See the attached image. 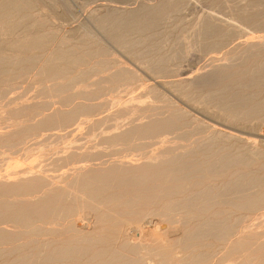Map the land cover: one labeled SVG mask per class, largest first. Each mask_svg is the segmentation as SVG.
<instances>
[{"label":"rangeland","instance_id":"1","mask_svg":"<svg viewBox=\"0 0 264 264\" xmlns=\"http://www.w3.org/2000/svg\"><path fill=\"white\" fill-rule=\"evenodd\" d=\"M27 1L30 2L29 6L32 7V8L30 7L32 15H34V17L37 16V17H39L45 21L43 29H45V31L49 30V32L52 31L51 32L52 33V39L50 38V41L47 43V46L44 49L45 51L43 50V53L38 54V57H37L38 60H36L37 64H40V62L43 63L44 59L48 55L49 51L54 46L59 44V42L66 41L64 43V45L73 46L74 48L77 47V49H79L80 51H81V49L85 50V48L83 46H86V44L89 45V43L91 45L90 46L91 49L103 47L106 51L105 58H107V57L109 58V59L107 58V60H109V63H108L109 65L107 67H109V68H107L103 72L99 73V71H95V70L92 72V70H90L89 66H77V67H75L74 71H75V73H77V75H79L80 78L76 77V79L74 78V80L71 82L72 84H70L69 93L73 94V98H72L73 102H76L78 100L77 97L79 96V93H88V91H89V92H91V94H94L93 95L94 97H92V100H91V102L94 105V110H92L93 112L91 111L89 113L78 114L73 119V121H71L70 123H68L64 126H61L59 128H54V129L44 128L43 130L39 129L36 131L35 130L31 131L29 134H27L26 139L23 138V141L24 140L25 141L24 142L22 141L20 146L16 149L18 151L15 150L16 151L15 152L14 150H7L6 149V150H2L5 153L4 152L0 153V164H1L0 165V181H1L0 184L4 186L5 183H8L7 185H5V186H7V188L4 186L6 189L10 188V185H12V183H13L12 180H14V179L16 181V182L14 181V183L21 184V183L27 182L25 180H29L31 178V174L20 172L21 170L25 169L26 165L29 166V164L31 163V165L34 164V166L36 168L45 167V169H47V173L50 172V173H53L55 175V177H53V179L56 180L58 183L56 185V182H55V184L52 185L54 187V190L49 189L51 187H49L48 189L36 187L34 189L35 191L25 192V194H23V191H20L21 194H19L18 193L19 190H14V191L12 190V191H9L8 193L4 192L3 189H1V187H3V186H1L0 187V200L4 199V198H6V199L8 198L7 200L9 202H18V201H21V202L27 201L29 203L38 202V200L40 201V199H42V197H44V196L47 198H49L51 196L53 197L55 190H57V188L59 186V183L61 182L60 183L61 186L62 185L64 186V183L67 181H68L67 183H69V180H71L73 178V175L76 172H78V173L79 172H82V173H88L89 172L90 174L93 175V174L99 173L103 170H108V169L114 170L113 167H119V166H120V168L121 167L127 168L130 166L140 168L144 164H150V163L152 164V163L156 162L157 159L153 160V159L149 158L150 156H152L154 154H159V156L164 158L166 156L179 155V152H180V154H182V153L187 152V151H192V150L195 151V147L199 146L198 148H200V145L202 146L203 142H204L203 146H205V143L207 142V140L211 137H214V135H215L214 141L215 142L219 141L218 143H215L214 141H212L211 148H207L209 151H207V149H205V147L202 146V150H198L196 152V155H195V153H194V155H192V157H194V158L196 157V159H198L197 161H199L198 163L200 165H203L205 159H206V161H208V160H211V159L217 157L221 152L224 153V150H226L225 153H227V155H229V156L235 155L239 151L241 153L243 152V153H245V155L248 156L249 159H247L244 162V163H247V165L246 164H235L234 165L233 163H231V165L225 166V169H223L224 167L221 166L220 164L214 165V167L212 168L213 173L211 172L210 175H208V174L204 175L203 176L204 178L200 177L199 180L202 183H205V182L208 183L209 187H211L213 190H216V192L217 191L220 192L219 189L223 190V188H224V184H225L224 181H227L228 179H230V177L234 176V175H232L233 172L241 171V169H242L243 170L242 172H247L248 176L252 177V179L257 180V178L258 179L261 178L260 179L261 181L259 180L260 181L259 183H260V185L262 183H263L262 185H264V182H263L264 181V152H262V151H264L263 150V148H264L263 147L264 146V107H263V105H264V96H263L264 95V70H261L260 73L256 74L258 76L257 77L258 78V81H257L258 84L257 83H255L256 85L253 84L255 86H253L250 82H247V77H245V75L243 74V70L248 68L250 61L252 62V60H254V59L255 60L264 59V45H263L264 44V27H263L264 26V0H241V1L240 0H232V1L231 0H212V1L211 0L210 1L209 0H205V1L204 0H193V1L189 0L191 3L187 4V5L185 4L184 0H174V1L173 0H27ZM166 1L176 3L178 8H179L178 11H174L173 10L174 8H172L171 10L164 11V9L161 7V5ZM155 4L158 6H156ZM153 8H154V10H153ZM233 8H235V9H233ZM256 8H257V11H256ZM124 10H125V12H124ZM151 10L153 12L157 13L154 24L152 25V27L150 29L145 30V33L143 31L142 32L138 31L139 32L138 33L137 30L129 31L128 33L126 32L127 38L129 39V41L131 39H132L131 40L132 42L134 41L133 43L131 42V44L129 43L128 47L126 46V47L122 48L121 45H117L114 42V40L111 36L113 32L108 31L109 30V28H108L109 24L107 21L103 22V24L98 23V21H97V18L102 13L105 12L106 13L105 15H107L109 13H115L117 15H125L126 13L127 14L131 13V17L134 19V21L137 22V21L141 20V16H143L147 12L150 13ZM160 10H162V12ZM242 10H244L248 15H250L249 20H247V18L243 19L244 16L240 15L241 13H239V12ZM158 11H160V12H158ZM204 11H209V12L213 11V13L215 11L214 14H218V16L220 18H223V19L227 18V20L230 19L232 22L235 20L234 23H236L239 27L241 26L242 32L240 33V31H233L231 33L232 35L230 34L227 38L223 39L221 37L219 40H223L221 42L223 44H221V45L217 44L218 47H215L216 49L211 48L212 41H216L217 39H215L216 38L215 32L211 33V31H204L206 33V34H204L203 31H201L202 30L201 27L203 25H202L201 21H200L201 23H199V18L201 16L202 12H204ZM39 12H40V14H39ZM153 12H151V14H153ZM253 12H255V13H253ZM251 15L252 16L255 15V16L252 18ZM199 26H200L201 30L199 29ZM242 26H244V27H242ZM245 28H246V30H245ZM189 29H191V30H189ZM253 30L256 32H254ZM20 31H21V29L18 30V32H20ZM146 31H148V32H146ZM151 31H152V33H151ZM108 35H110V36H108ZM144 36H146V37H144ZM230 36H232V37H230ZM239 38H241V39H239ZM208 39H211V40H208ZM207 42H209V43H207ZM210 42H211V44H210ZM253 42H255V43H253ZM259 42H261V43L259 44ZM239 43H241V44H239ZM249 43L251 45H249ZM252 43L254 44V47H252L253 46ZM206 44H207V46H206ZM235 44H237V45H235ZM244 44H247V45H245L246 48L244 46H242ZM208 45H210V46H208ZM50 46H51V48H50ZM256 46H259V47H256ZM242 47L244 49L248 48L247 50L252 51L254 54H251L249 56V58H247V60L244 62H239V61L237 62V60L241 61L242 55L239 57L238 54H240V53H238V51H236V50H240L239 48H242ZM262 47H263V49H262ZM243 48L240 51L244 50ZM250 48H251V50H250ZM255 48H257L258 52L261 51L262 53L261 52H260V54L257 53ZM0 49H1L0 53L3 55H6V56H12L13 55L12 51L6 46H4V47L2 46ZM253 49H255V51ZM212 50H214V51H212ZM31 53L34 55L33 51H30V54ZM255 53H257V55ZM45 54H47V55H45ZM262 55H263V57H262ZM237 57H239V58H237ZM141 58H142V60H141ZM112 63L113 64L117 63V64H114L110 68V65H112ZM218 63H219V65H218ZM227 63H228V65H227ZM231 63H232V65H231ZM145 65H146V68H145ZM214 65H217V66H214ZM229 65L234 66V67H229ZM125 66H126V68H125ZM222 66H223V68H222ZM224 66H226V68ZM116 67H124L128 71L130 70L129 72L134 74L133 75L134 77H132V79H130V81L121 77L117 81L118 84L117 83L116 84H110L108 82L106 76L108 74H110L111 71L113 72V70H115ZM213 67L214 68L217 67L219 69V71H222V69H224V70L222 72H219L217 70V68L214 69ZM227 67H229V68H227ZM80 68H82V69H80ZM86 68H88V69H86ZM77 69H78V71H77ZM236 69H238V70H236ZM86 70L88 73L86 72ZM181 70L186 71V73L180 74L179 72ZM214 70H215V72H214ZM235 71H236V73H234ZM34 73H35V69H29L24 73V76L17 77L14 80H12L13 81V82L11 81L13 83L12 85H14L12 90H11L12 92H8L6 94V96L0 100L2 103V100H4V98H6V97L12 99L10 101V103H8V104H3V105L0 104V125H1L0 126L1 127L0 128V137H2V139L0 138V140L10 138V141H11L14 138L12 140V142H14L19 137H21L20 136L21 133L19 132L20 130H18L19 127H21L25 122L32 123V122L36 121L35 118L41 117V109L40 108H45L46 110H48V109L52 110L55 107H64V105L57 103L58 99L54 95L50 94L47 91V89H45L42 86V84L38 82V80L36 79L37 75ZM84 73H86V74H84ZM217 73L219 74L218 76H217ZM159 74H160V76H159ZM224 74H227L229 76L224 75ZM220 75H221L222 79L220 78ZM199 76H201V78ZM212 76H214V77H212ZM29 77H31V78H29ZM202 77H203V80H202ZM234 77H236V78H234ZM137 78H138V81H137ZM189 78H190V80H189ZM209 78H211V79L209 80ZM230 78H231V80H230ZM232 78H234V80ZM35 80H37V81H35ZM172 81H173V83H172ZM260 81H261V83H260ZM129 82H131V83H129ZM136 82H138V83H136ZM171 83H172V85H171ZM15 86H16V88H15ZM110 86H111V89H109ZM112 86L114 89L112 88ZM224 86H225V88H224ZM16 89H18V90H16ZM126 89H127V91H126ZM116 90H118V91H116ZM122 90H123V92H122ZM183 91L184 92L186 91V92L183 93ZM13 92H15L16 94L13 95ZM115 92H117V94ZM18 93L20 95H18ZM103 93H105V94H103ZM131 93H133V94L130 96ZM150 93L151 94L153 93V94L151 95ZM237 93H238V95H237ZM240 93L242 94V96ZM77 94H78V96L76 97ZM183 94H185V96L187 94V96L182 97ZM245 94H247V95L244 96L245 97L244 98L243 95H245ZM239 95H240V97H239ZM251 95H252V97H251ZM22 96H23V98H22ZM153 96H154V99H153ZM247 96L249 97V100H248ZM19 97H20V99H19ZM95 97H97V98H95ZM235 98H236V100H235ZM239 98H240V100H239ZM149 99H152V100H149ZM157 99L160 101H158ZM260 99H262V101H260ZM153 100L154 101L156 100V101L154 102ZM246 100H248V101H246ZM256 100L260 101V103L259 102L255 103L254 101H256ZM151 101H153V102H151ZM232 101H233V103H232ZM251 101H252V103H251ZM230 103H232V104L230 105ZM241 104H243V105H241ZM163 105H164V107H163ZM243 106H246V107H243ZM248 106H249V108H248ZM250 106L254 107V109L251 112H250V108H251ZM214 107H216V108H214ZM25 108L28 109V110L26 109L27 112L22 113ZM164 108L166 110H164ZM173 108H175V110ZM246 108H248L247 111H246ZM119 109H122V110L124 109V110L121 111ZM167 109H168V112H167ZM225 109H226V112L223 111ZM236 109H237V112L235 113ZM182 110H184V111H182ZM30 111H34L36 113L32 114ZM160 111H162V112H160ZM177 111H180L183 114H186L187 118H196V120L198 122L201 121V123H203V124L199 123L200 126L198 125V128H193L194 124H190L184 128L181 127L179 129H173L170 131L168 130L164 133L162 132L163 134L161 133L163 137L160 135H158L157 138L153 137V136L142 135L137 139H133V141L136 143V145L139 143V145L137 147H135L136 149L132 148V149L128 150V148L126 146H124L122 142L118 141L119 143H117V142L113 141L112 137L115 134L118 135L120 133H123L124 131L127 130V128L130 127L131 124H137V126H139V125L143 126L146 124V122L153 120L152 118L165 117V116L169 115L170 113L173 114ZM256 112H258V113H256ZM44 113L45 112H42V116L44 115ZM93 113H94V115H93ZM153 113H154V115H153ZM158 113H159V115H158ZM29 114H30V116H29ZM128 114L130 117L128 116ZM227 116H228V118H227ZM126 117H127V119H126ZM259 118H260V120H259ZM93 119L94 120L96 119V121H94ZM99 119H102V120H99ZM20 120H21V122H20ZM226 121H228V123ZM79 123L80 124L82 123V124L80 125ZM204 124H205V126H204ZM197 129H199V130H197ZM214 129H217V131ZM15 130L18 132H16ZM188 131H190V132L188 133ZM5 132L6 133L9 132L7 134L8 138H6L7 135ZM211 133H212V135H211ZM228 133H231L234 136L229 137L231 139L227 138V136L225 137V135ZM31 134H34V135H31ZM185 134H186V136H184ZM216 134L218 136H219V134L220 135L222 134V137H224L225 139L222 138L223 139L222 140L221 136H219V138H218V136ZM3 137H5V138H3ZM160 137H162V138L159 139ZM235 137H237V138H235ZM243 137L245 138L246 141L245 140L243 141V139H244ZM239 138H241L242 140ZM236 139H238V140H236ZM230 141H233V142H231V144H230ZM223 142H224V144H223ZM197 143H200V144L197 145ZM237 143L240 146H238ZM248 143H250V144L246 145ZM256 143L258 146H256ZM241 144H242V146H241ZM220 145L222 146V149H220L221 148ZM235 146H238V147H235ZM247 146L250 148H247ZM253 146H256V148L258 147L257 151H259V152H257V153L253 152L256 149V148H253ZM214 148H215V151H213ZM245 148H247V149H245ZM248 149H251V150H248ZM185 150H187V151H185ZM199 151H204V152H199ZM231 151H233L234 153ZM210 152L213 153V155L209 154ZM215 153H217V154H215ZM250 153H251V155H250ZM7 154H8V156H7ZM260 154L262 156H260ZM209 156L211 158H209ZM68 157H71L73 159V161H71V163H70V166L74 167V169L72 168L70 170V172L72 171L70 174L68 173L66 175L60 176L59 174L65 169V167L61 168V167L55 166V164L52 167L51 162L54 159H60L61 160V158H63V160L64 159L68 160ZM252 157H254V158H252ZM207 158H208V160H207ZM250 159H252V160H250ZM37 161H38V163H37ZM39 161H41V162H39ZM248 161H249V163H248ZM244 165H246V166H244ZM35 167H33L32 169H34ZM29 170H30V167L26 168L24 170V172L29 171ZM224 170H225V172L223 173ZM17 171L20 172V174ZM248 171L251 173H249ZM15 173L16 174L18 173L19 175L18 174L15 175ZM4 176H5V178H4ZM211 176H213V178ZM259 176H261V177H259ZM63 177H64V179H63ZM253 177H255V178H253ZM156 182L157 181L149 182V186L150 187L154 186L156 184ZM223 182H224V184H223ZM157 184H158V187L163 185V183H161L160 181H158ZM252 184L255 186H253ZM250 186H252V188ZM256 186L258 188H256ZM191 188H193V187L189 184V186L186 187L184 194H188L189 191L191 190ZM247 189L249 190V192L251 191L252 193L251 192L249 193ZM114 190H115V187L111 188L110 192H114ZM259 190H260L259 186L257 185V183L255 184V181H254L253 183H249L246 185V190H245L246 192L243 191L241 193H236V194L234 193L236 196L231 194V192H226L225 197L230 196L228 198L226 197L225 200H227V201L220 200V202L222 201L220 203L219 201L214 200V201H212L213 203L212 202L209 203V205H208L209 211H212V210H216L217 212L219 211L218 214L213 216L216 219H218V217H219V222L218 221L217 222L221 223L220 225H222V224L224 225V223L228 224L229 227L226 229V231L224 233L220 234L221 236L219 234L218 235L216 234V236H213V237H215V239L212 236L211 237L207 236L208 237L207 238L206 236H203V235L198 236V239L193 238L191 241H189L187 243L188 245H186V248H188V246H189L188 249L183 247V249L185 248L184 252H183V249L178 248L180 252H177V255H179V256H177V258H179V257L181 258V256H183L182 258H184V260L187 261V262L184 261L186 264L187 263L188 264H196L194 262L188 261V259H191V255L197 254L196 251L199 253V250H200V253L202 255H204L203 257L206 259L208 258L207 260H204L202 262V264H214V263L215 264H217V263L221 264L223 262L224 263L226 262L225 264H250V263L251 264H264V251H262V249L264 250V239H263L264 238V207H263L264 202L255 204L252 208H249V209L237 208V207L232 206V203L239 202L240 199L242 200V198L245 195H254V194L258 193ZM40 192H42L44 194L42 195V193H40ZM17 193H18V195H15ZM151 193L153 196H156L157 198H158L159 194H162V192L160 191L159 188L152 189ZM247 193H249V194H247ZM22 194H23V196H22ZM7 195H11L12 197L9 196L10 197L9 198ZM242 195H244V196H242ZM170 197H172V198H170ZM19 198H21V199H19ZM157 198H153L152 200H149L148 202L152 203L155 206L160 205V203H162V201L157 200ZM180 198H181L180 194L179 195L172 194V195H169L168 198L166 197L164 200H166V199L179 200ZM236 198L237 199L240 198V199L237 200ZM105 204H107V203H105ZM110 205H111V207H113V210L115 209L114 211L123 210V209H119V207L115 208V206H112V203H110ZM108 206H109V203L104 208H109ZM79 207H80V209H82L81 205ZM148 207H149L148 205H142L140 208L146 209ZM256 209H257V211H256ZM84 210H85V208H84ZM194 211L195 210H191V211L190 210H184L183 211L180 208L175 209L176 215L174 218H175V220L178 219L177 221L179 223H178L177 227L179 228V230H178L179 233H182L184 230L190 231L192 229V226L201 220L202 215H200L196 211L195 212ZM206 213L207 212H204V215ZM228 213H229V215H228ZM156 217L159 218V216H155L154 219H157ZM179 217H181L180 221H179ZM182 217H185V218H182ZM190 217H191V219H190ZM1 218H0V228L10 229L12 231L14 228L12 223L8 222V221L5 222L4 217H1ZM181 219H183L184 224H183ZM184 219L186 220V222L184 221ZM220 220H221V222H220ZM232 220H234L233 223L231 222ZM160 222L161 221L159 220V223ZM180 222H181L182 226H181ZM91 225L89 227H85L84 230H86V231L89 230L88 232H90V230L93 231L97 228H100V225L95 224V226H94V224H93L92 227H91ZM183 226L185 229H182ZM230 231H232V232H230ZM252 233H253V235H252ZM150 234L152 235V233H150ZM201 236H203L204 238ZM218 236H220L219 239H218ZM226 236H228V237H226ZM242 236H244V238ZM259 236H260V239H259ZM31 237H33V236H29V235L27 236V239H30V241L32 239V242L29 241L30 244L27 245L28 248H30V249L38 248L39 249V247H41V245L36 241V239H39L40 237L36 236L34 239ZM48 237H47V235L45 236V238H48ZM254 237L256 239L258 238L259 240L253 239V240H255V241H253L255 243L253 246V242H252L251 238H254ZM19 239H20L19 240L20 242H22L24 240L22 238V236H20ZM210 240H212V241H210ZM208 243H210L211 246L210 245L208 246ZM231 243L234 246V247L232 246V248H230L232 245ZM229 244H230V246H229ZM205 245H207V246H205ZM195 248H196V250H195ZM243 248L245 249V254L242 253V251L244 252ZM253 248H255V249L253 250ZM41 249L42 248H40L39 250H41ZM227 249H229L231 251L229 256L226 255V253L228 251ZM204 250H206V251H204ZM239 251H240L241 255H243V254L244 255L241 256ZM186 252H187V254H186ZM206 253H207V255H206ZM223 253H224V256H222V258L219 255H217V254L222 255ZM246 253H248V254L250 253L251 255L247 254L248 255V257H247ZM213 254L215 256H212ZM231 255H233V257L236 256L234 259H236L240 255L239 257L241 259L239 258V259H236L234 261ZM207 256H209V257L211 256V257L209 258ZM244 256H246L247 259ZM249 256H250V258H249ZM230 257L232 258V260L231 259L228 260V258H230ZM3 258H5V257H3ZM3 258H2V256H0V262L3 261ZM10 258L11 257L8 256L7 259H10ZM211 258H212V260H211ZM242 258H244V260H242ZM215 259H217L216 261H218V262H216ZM218 259L221 261V263H219ZM223 260H225V261H223ZM206 261H207V263H206ZM239 261H241V262H239ZM34 262H32V264L37 263V261H34ZM151 264H153V263H151Z\"/></svg>","mask_w":264,"mask_h":264},{"label":"bare ground","instance_id":"2","mask_svg":"<svg viewBox=\"0 0 264 264\" xmlns=\"http://www.w3.org/2000/svg\"><path fill=\"white\" fill-rule=\"evenodd\" d=\"M166 2H164L161 5V7L164 9V11L171 10L172 8H174L173 9L174 11H178L179 8H178L176 3H172V2H167L166 3ZM184 2H185L186 5L191 3L189 0H186V1L184 0ZM29 5H30V2H28L27 0H0V48L2 46L3 47L6 46L13 53L12 56H6V55H3V54L0 53V100L3 97H5L8 92H12L11 90H12V88L14 86V85H12L13 84L12 80H14L17 77L24 76V73L27 70H29V69H35V73L34 74L37 75L36 79L38 80V82L41 83L42 86L45 89H47V91L50 94L54 95L58 99L57 103L64 105V107H55L52 110H50L48 108H47L48 110H46L45 108H40L41 109V117L35 118L36 121H34L32 123L24 121L25 123L21 127H19L18 130H20L19 132L21 134L20 133L19 134H20L21 137L18 136L19 138L16 141H14V142H12V140L14 138L11 141H10V138L9 139L0 140V153L4 152L2 150H6V149L15 151L20 146V144L22 143L23 138L26 139L27 134H29L31 131H34V130L36 131V130H39V129L43 130L44 128H50V129L59 128L61 126H64V125L70 123L71 121H73V119L78 114L89 113L92 110H94V105L91 102L92 97H94L93 96L94 94H91V92H89V91H88V93H79V96L77 94L76 97L78 96L77 97L78 100L76 102H73V100H72L73 94L69 93L70 84H72L71 82L74 80V78L76 79V77H79V75H77V73H75V71H74L75 67H77V66H89L90 70H92V72L95 70V71H99V73L103 72L105 69L109 68V67H107L109 65L108 64L109 60H107L108 57L105 58L106 51H105V49L103 47L91 49L90 48L91 45L89 43V45L86 44V46H83L85 48V50L81 49V51H80L79 49H77V47L74 48L73 46L64 45V43L66 41L59 42V44L54 46L49 51L48 55L45 54L47 56L44 59V62L43 63L40 62V64H37L36 60H38V58H37L38 54L43 53V50L46 48L47 43L50 41V38L52 39V33H51L52 31L49 32V30L45 31V29H43L45 21L42 20L41 18L37 17V16L34 17V15H32V13H31V9H30L31 6H29ZM156 6H158V5H156ZM233 9H235V8H233ZM153 10H154V8H153ZM162 10H160V11L162 12ZM160 11H158V12H160ZM256 11H257V8H256ZM124 12H125V10H124ZM151 12H153V11L151 10ZM151 12L150 13L149 12L145 13L143 16H141V20L137 21V22L134 21V19L131 17V13H128V14L126 13L125 15H117L115 13H109V14L105 15L106 13L104 12L97 18V21H98V23H102V24L105 21L108 22V24H109L108 25L109 26L108 27L109 28L108 31H112L113 32L111 36H112L114 42L117 45H121V47L123 48V47H126V46L128 47V44L129 43L131 44V42H132L131 41L132 39L129 41V39L127 38V33L129 31L137 30V32L138 31H140V32L143 31L145 33V30L150 29L152 27V25L155 22L157 13L153 12V14H151ZM214 13H215V11H214ZM214 13H213V11L212 12H209V11L202 12V14H201V16L199 18V23L202 22L203 26L201 27L202 30L200 29V26H199V29L201 31H203L204 34H206L204 31H211V33L215 32V34H216V38L215 39H217V40L216 41H212V44L210 42V44H211V48L216 49L215 47H218V45L223 44V43H221L223 40H219L221 37L223 39H225L233 31H240V33H241L242 32V28H241V26L239 27L236 23H234L235 20L232 22L230 19L227 20V18H225V19L220 18L218 16V14H214ZM239 13H241L240 15L244 16L243 19L247 18V20H249L250 15H248L244 10L240 11ZM253 13H255V12H253ZM39 14H40V12H39ZM254 16H252V18ZM242 27H244V26H242ZM20 29H21V31L18 32V30H20ZM189 30H191V29H189ZM245 30H246V28H245ZM146 32H148V31H146ZM254 32H256V31H254ZM151 33H152V31H151ZM108 36H110V35H108ZM144 37H146V36H144ZM230 37H232V36H230ZM239 39H241V38H239ZM208 40H211V39H208ZM207 43H209V42H207ZM253 43H255V42H253ZM253 43H252V45H253L252 47H254ZM260 43L261 42H259V44ZM239 44H241V43H239ZM235 45H237V44H235ZM245 45H247V44H244L242 46H244L246 48ZM249 45H251V44L249 43ZM206 46H207V44H206ZM208 46H210V45H208ZM256 47H259V46H256ZM50 48H51V46H50ZM242 48H239V49L241 50ZM247 49H244L242 51L236 50V51H238V53H240V54H238L239 57L242 55L241 56V61L237 60V62L238 61L239 62H244V61L247 60V58H249V56L251 54H254L252 51H249ZM255 49L257 51V48H255ZM255 49H253V50L255 51ZM262 49H263V47H262ZM250 50H251V48H250ZM30 51H33L34 55L32 53L30 54ZM212 51H214V50H212ZM260 52L257 51V53H259V54H260ZM257 53H255V54L257 55ZM239 57H237V58H239ZM262 57H263V55H262ZM141 60H142V58H141ZM263 60L264 59H262V60H255V59L252 60V62L250 61L249 66L246 64L248 66V68L243 70V74L245 75V77H247V82H250L252 85L257 83V81H258V78H257L258 76L256 74L260 73L261 70H264V61ZM114 64H117V63H114ZM114 64L112 63V65H110V68ZM218 65H219V63H218ZM227 65H228V63H227ZM231 65H232V63H231ZM214 66H217V65H214ZM224 67L226 68V66H224ZM229 67H234V66H230L229 65ZM229 67H227V68H229ZM88 68H86V69H88ZM125 68H126V66H125ZM125 68L124 67H116L115 70H113V72L111 71V73L106 76L108 82L110 84H116L117 81L119 80V78H121V77H123L126 80L130 81V79H132V77H134L133 76L134 74H132L131 72H129L130 70L128 71ZM145 68H146V65H145ZM215 68H217V67H215ZM222 68H223V66H222ZM78 69H77V71H78ZM80 69H82V68H80ZM217 70L219 71L218 68H217ZM223 70L224 69H222V71ZM236 70H238V69H236ZM222 71H219V72H222ZM86 72H87V70H86ZM214 72H215V70H214ZM179 73L180 74H185L186 71H184V70L182 71L181 70ZM234 73H236V71ZM84 74H86V73H84ZM218 75L219 74L217 73V76ZM224 75H227V74H224ZM159 76H160V74H159ZM201 76H199V77L201 78ZM227 76H229V75H227ZM212 77H214V76H212ZM29 78H31V77H29ZM220 78H221V75H220ZM234 78H236V77H234ZM234 78H232V79L234 80ZM210 79L211 78H209V80ZM37 80H35V81H37ZM189 80H190V78H189ZM202 80H203V77H202ZM230 80H231V78H230ZM137 81H138V78H137ZM261 81H260V83H261ZM129 83H131V82H129ZM136 83H138V82H136ZM172 83H173V81H172ZM172 83H171V85H172ZM255 85H253V86H255ZM15 88H16V86H15ZM112 88H113V86H112ZM224 88H225V86H224ZM18 89H16V90H18ZM109 89H111V86H110ZM116 91H118V90H116ZM126 91H127V89H126ZM122 92H123V90H122ZM185 92L183 91V93H185ZM115 93L117 94V92H115ZM14 94H16V93L13 92V95ZM103 94H105V93H103ZM132 94L133 93H131L130 96ZM18 95H20V94L18 93ZM237 95H238V93H237ZM246 95L247 94L243 95V97L246 96ZM186 96H187V94H186ZM186 96H185V94H183L182 97H186ZM241 96H242V94H241ZM239 97H240V95H239ZM251 97H252V95H251ZM22 98H23V96H22ZM95 98H97V97H95ZM19 99H20V97H19ZM153 99H154V96H153ZM11 100H12L11 98L6 97V98H4V100H2V103L0 101V104L1 105L8 104V103H10ZM149 100H152V99H149ZM235 100H236V98H235ZM239 100H240V98H239ZM248 100H249V97H248ZM248 100H246V101H248ZM153 101H151V102H153ZM158 101H160V100H158ZM260 101H262V99H260ZM260 101L256 100L254 102L255 103L259 102L260 103ZM232 103H233V101H232ZM232 103H230V105ZM251 103H252V101H251ZM241 105H243V104H241ZM163 107H164V105H163ZM243 107H246V106H243ZM263 107H264V105H263ZM214 108H216V107H214ZM248 108H249V106H248ZM248 108H246V111H247ZM26 109L27 108H25L22 113H26L27 110H28V109L27 110ZM173 109L175 110V108H173ZM253 109H254V107H251L250 108V112ZM119 110L123 111L124 109L123 110L119 109ZM164 110H166V109L164 108ZM182 111H184V110H182ZM223 111L226 112V109L223 110ZM30 112L32 114L36 113L34 111H30ZM42 112H45L43 116H42ZM160 112H162V111H160ZM167 112H168V109H167ZM236 112H237V109H236L235 113ZM256 113H258V112H256ZM30 114H29V116H30ZM93 115H94V113H93ZM153 115H154V113H153ZM158 115H159V113H158ZM128 116H129V114H128ZM227 118H228V116H227ZM102 119H99V120H102ZM126 119H127V117H126ZM152 119L153 120H150V121L146 122V124L143 125V126L142 125L137 126V124H131L130 127L127 128V130L124 131L123 133H120L118 135L115 134L112 137L113 141L117 142V143L122 142L123 145L126 146L128 148V150H130V149L135 148V147H137L139 145V143L136 145V143L133 141V139H137V138H139L142 135H145V136L148 135V136H153V137L157 138L158 135L162 136V134L164 132L168 131V130L170 131V130H173V129H179L181 127L184 128V127H186V126H188L190 124H194L193 128H198L199 123H201V121L198 122L196 120V118H187L186 114H183L180 111H177V112H175L173 114L170 113L169 115H167L165 117H161V118L157 117V118H152ZM259 120H260V118H259ZM94 121H96V119ZM20 122H21V120H20ZM226 122L228 123V121H226ZM201 124H203V123H201ZM204 126H205V124H204ZM197 130H199V129H197ZM214 130L217 131V129H214ZM16 132H18V131H16ZM189 132L190 131H188V133ZM8 133H6V135ZM212 133H211V135H212ZM31 135H34V134H31ZM184 136H186V134ZM219 136H221V139L224 138V137H222V134L221 135L219 134ZM219 136H218V138H219ZM226 136H227V138H229V137H232L234 135H232L231 133H228V134L225 135V137ZM162 137H160L159 139H161ZM214 137H215V135H214ZM214 137L209 138L207 140V142L205 141L206 142L205 146H203L204 142L202 141L203 142L202 146L205 147V149L211 148L212 141H214ZM0 138L2 139V137H0ZM3 138H5V137H3ZM6 138H8V135H7ZM235 138H237V137H235ZM241 138H239V139H241ZM229 139H231V138H229ZM236 140H238V139H236ZM244 140H245V138L243 139V141ZM218 142H215V143H218ZM231 142H233V141H230V144H231ZM198 144H200V143H197V145ZM223 144H224V142H223ZM249 144L250 143H248L246 145H249ZM237 145L240 146L238 143H237ZM202 146L200 145V148H198L199 146L195 147V151L194 150H192V151L185 150L187 152L183 151L184 153H182V154H180V152H179V155H171V156H166L164 158L159 156V154H154V155L150 156L149 158L153 159V160L157 159L156 162H154L152 160L154 163H152V164L151 163L150 164H144L140 168L139 167H133V166H130V167H127V168H123V167L120 168V166H119V167H113L115 171L114 170H110V169L107 168L108 170H103V171H101L99 173H95L93 175L90 174L89 172L88 173H82V172L78 173V172H76L73 175V178L71 180H69V183H67L68 181L65 182L66 184L64 183V186L60 185L61 182L59 183V186H58L57 190H55V193L53 192L54 193L53 197L51 196L52 198L51 197L47 198V197L44 196V197H42V199H40V201L38 200V202H34V203H29L27 201L26 202H21V201L9 202L7 200L8 198L7 199L6 198L1 199L0 200V218L4 217L5 222L6 221L11 222L12 225L14 226L13 230L14 229L15 230L14 231L12 230L13 231L12 232L10 229L0 228V256H2V258L5 257V258H3V261L0 262V264H32V262H34V261H37L36 264H151V263H153V264H186L185 262H187V261H185L184 258H182L183 256H181V258L180 257L177 258V256H179V255H177V252H180L178 248H180V249H183V247L186 248V245H188L187 243L189 241H191L193 238L194 239L195 238L198 239V236H200V235H203V236H206V237L207 236H209V237L212 236L213 237V236H216V234L220 235L221 233H224L226 231V229L229 227L228 224L224 223V225L223 224L220 225L221 223H218L219 222V217H218V219H216L213 216L218 214L219 211L218 212L216 210L209 211V207H208L209 203H211L214 200L219 201V202H220V200H225L226 197H227V196L225 197L226 192H231V194H233V195H235L236 193H241V192L246 190V185L247 184L253 183L254 181H255V184L257 183V185L260 188L259 192L254 194V195H245V196L242 195V196H244L242 198V200L239 198L240 201L237 202V203H232V206L233 207H237V208L249 209V208H252L255 204L264 202V185H262L263 183L261 185L259 183L261 181L260 180L261 178L260 179L257 178V180L252 179V177L248 176L247 172H242L243 171L242 169H241V171H236V172L232 171L233 172L232 175H234V176L230 177V179H228L227 181H224L225 184L223 182L224 188H223V190L219 189L220 192L219 191L216 192V190H213L211 187H209L208 183H206V182L202 183L199 180V178L200 177L202 178L204 175H207V174L210 175L211 172L213 173L212 168L214 167V165L220 164L221 166L224 167L223 169H225V166L231 165V163H233L234 165L235 164H246L247 165V163H244V162L247 159H249L248 156L245 155V153H243V152L241 153L240 151L237 152L235 150L238 154L236 153L235 155L229 156V155H227V153H225L226 150H224L225 154L223 152H221L220 154L218 153L219 155L217 157H215V158L212 157L213 159H211V160H208V158H207L208 161H206V159H205L204 163L202 162L203 165H200L198 163L199 161H197L198 159H196V157L195 158L192 157V155H194V153L196 155V152L198 150H202ZM238 146H235V147H238ZM241 146H242V144H241ZM256 146H258L257 143H256ZM256 146H253V148H256ZM247 148H250V147L247 146ZM247 148H245V149H247ZM257 148L255 150L253 149L254 150L253 152H255V153L259 152V151H257ZM220 149H222V146H221ZM248 150H251V149H248ZM263 150H264V148H263ZM16 151H18V150H16ZM207 151H209V150L207 149ZM213 151H215V148H214ZM199 152H204V151H199ZM231 152H233V151H231ZM262 152H264V151H262ZM213 153L210 152L209 154L213 155ZM215 154H217V153H215ZM250 155H251V153H250ZM7 156H8V154H7ZM260 156H262V155L260 154ZM254 157H252V158H254ZM209 158H211V157L209 156ZM250 160H252V159H250ZM71 161H73V159L71 157H68V160L67 159L63 160V158H61V160L60 159H54L51 162V164H52V167H53L54 164H55V166H58V167H61V168L65 167V169L59 174L60 176H62V175H66L68 173L70 174L72 172V171L70 172V170L72 168L74 169V167L70 166ZM39 162H41V161H39ZM37 163H38V161H37ZM248 163H249V161H248ZM246 165H244V166H246ZM32 166L35 167L34 164L31 165V163L29 164V166L26 165L25 169L30 167V170L26 171V172H24L25 169H23V170L20 169L21 173L31 174V178L29 180H25L27 182L18 184V183H14V181H15V179H14V180H12L14 184L11 182L12 185H10V188L6 189L7 186H5V185H7L8 183H5L4 186L6 188L3 185L0 184V187L3 186V187H1V189H3V191L7 192V193L9 191H12V190L13 191L14 190H19V192H18L19 194H21L20 191H23V194H25V192L35 191L34 189L36 187H38V188H46V189L51 187L49 189H53L54 190V187L52 185L55 184V182H56V185L58 183L56 180L53 179V177H55V175L53 173H50V172L47 173V169H45V167H43V168L42 167H40V168H36L35 167L34 169H32L33 168ZM20 172H18V173L20 174ZM224 172H225V170L223 171V173ZM249 173H251V172H249ZM17 174L15 173V175H17ZM211 177L213 178V176H211ZM259 177H261V176H259ZM4 178H5V176H4ZM253 178H255V177H253ZM63 179H64V177H63ZM151 181H157V182L160 181L161 183H163V185L158 187V184L156 182V184L154 186L150 187L149 186V182H151ZM189 184L193 188H191V190L189 191L188 194H184L185 193V189H186V187L189 186ZM253 186H255V185H253ZM113 187H115L114 192H110V189L113 188ZM250 187L252 188V186H250ZM154 188H159L160 191L162 192V194H159V196H158L159 199L156 196H153L152 193H151V190L154 189ZM256 188H258V187L256 186ZM248 192H249V190H248ZM18 193L15 194V195H18ZM40 193H42V192H40ZM249 193H247V194H249ZM23 194H22V196H23ZM43 194L44 193H42V195ZM172 194H174V195H179L180 194L181 198L179 200H175V199H166V200H164L166 197L168 198V196L172 195ZM7 196L8 197L9 196L12 197L11 195H7ZM228 197H230V196H228ZM153 198H157V200L162 201V203H160V205H156L155 206L152 203L148 202L149 200H152ZM170 198H172V197H170ZM19 199H21V198H19ZM239 199H237V200H239ZM225 201H227V200H225ZM105 203H107V204L109 203V206H108L109 208H104L107 205ZM110 203H112V206H115V208L119 207V209H123V210L114 211L115 209L113 210V207H111ZM80 205H81L82 209H80V207H79ZM142 205H148L149 207L146 208V209L145 208L141 209L140 207ZM84 208H85V210H84ZM177 208H180L183 211L184 210H190V211L191 210H195L198 214L202 215L201 216L202 218H201L200 221H198L196 224H194L192 226V229L190 231L184 230L182 233H179L178 232L179 228L177 227L179 222L177 221L178 219L175 220V218H174L175 215H176L175 209H177ZM257 209H256V211H257ZM204 212H207V213L204 215ZM228 215H229V213H228ZM155 216H159V218L156 217L157 219H154ZM180 218L181 217H179V221H180ZM182 218H185V217H182ZM190 219H191V217H190ZM159 220L161 221L160 223H159ZM181 220L183 222V219H181ZM221 220H220V222H221ZM184 221L186 222L185 219H184ZM233 221L234 220H232L231 222L233 223ZM91 224L92 225L94 224V226H95V224L96 225H100V228H97V229H95L93 231L90 230V232H88L89 230L88 231L84 230L85 227H89ZM180 224H181V222H180ZM183 224H184V222H183ZM92 225H91V227H92ZM181 226H182V224H181ZM182 229H185L184 226L182 227ZM230 232H232V231H230ZM150 233H152V235ZM28 235L29 236H33V237H31L33 239L36 236L40 237L39 239H36V241L41 245V247H39V249L42 248L41 250H39L38 248H36V249L35 248H32V249L28 248L27 245L30 244L29 243L30 239H27ZM46 235H47V237L48 236L49 237L45 238ZM252 235H253V233H252ZM20 236H22V238L24 239L22 242L19 241L21 239V238L19 239ZM203 236H201V237H203ZM220 236H218V239L220 238ZM226 237H228V236H226ZM242 237L244 238V236H242ZM213 238L215 239V237H213ZM251 239H252V242H253V241L257 240L258 238L256 239L254 237V238H251ZM253 239H255V240H253ZM259 239H260V236H259ZM210 241H212V240H210ZM30 242H32V239H31ZM210 243H208V246L210 245ZM254 244L255 243L253 242V246H254ZM205 246H207V245H205ZM229 246H230V244H229ZM232 246H233V244L231 245L230 248H232ZM188 248H189V246H188ZM188 248H186V249H188ZM184 249H183V252H184ZM254 249L255 248H253V250ZM195 250H196V248H195ZM227 250L228 251H227L226 255L229 256L231 251L229 249H227ZM204 251H206V250H204ZM262 251H264V250L262 249ZM196 253L197 254H192L191 255V259H188V261L194 262L196 264H202V262L204 260L208 259V258L206 259V258L203 257L204 255H202L200 253V250H199V253L197 251H196ZM239 253H240V251H239ZM242 253L245 254V249H244V252L242 251ZM186 254H187V252H186ZM247 254L248 253H246V256L248 257V255L250 253L248 255ZM206 255H207V253H206ZM217 255H219L222 258V256H224V253L222 255H220V254H217ZM240 255H241V253H240ZM243 255H241V256H243ZM8 256H10L11 258L7 259ZM212 256H215V255L213 254ZM231 256H232L234 261L236 259L240 258L238 256L236 259H234L236 256L235 257H233V255H231ZM246 256H244V257L246 258ZM207 257H209V256H207ZM232 258L230 257V258H228V260H230V259L232 260ZM249 258H250V256H249ZM211 260H212V258H211ZM216 260L217 259H215V261ZM242 260H244V258H242ZM223 261H225V260H223ZM216 262H218V261H216ZM239 262H241V261H239ZM206 263H207V261H206ZM219 263H221L220 260H219ZM225 263L223 262L221 264H225Z\"/></svg>","mask_w":264,"mask_h":264}]
</instances>
